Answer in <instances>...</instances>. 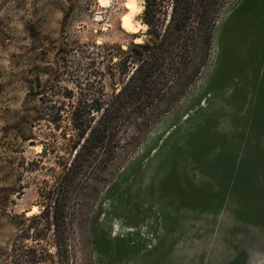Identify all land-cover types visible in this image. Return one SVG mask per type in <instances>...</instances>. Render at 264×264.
I'll return each instance as SVG.
<instances>
[{
  "label": "rangeland",
  "instance_id": "rangeland-1",
  "mask_svg": "<svg viewBox=\"0 0 264 264\" xmlns=\"http://www.w3.org/2000/svg\"><path fill=\"white\" fill-rule=\"evenodd\" d=\"M125 4L0 0V264L34 255L59 263L53 228L31 218L68 159L72 131L42 123L32 144L21 124L26 97L32 89L33 109L36 81L59 71L63 36L123 50L143 43L148 27L122 26ZM205 12L188 64L141 138L79 197L69 264H264V0H211ZM104 85L111 94L110 78Z\"/></svg>",
  "mask_w": 264,
  "mask_h": 264
},
{
  "label": "trees",
  "instance_id": "trees-1",
  "mask_svg": "<svg viewBox=\"0 0 264 264\" xmlns=\"http://www.w3.org/2000/svg\"><path fill=\"white\" fill-rule=\"evenodd\" d=\"M210 2L144 0L140 21L148 27L146 40L132 42L126 50L79 40L70 44L62 35L55 61L59 71L49 72L44 83L36 81V95L40 97L33 109L32 89L28 92L21 124L28 128L32 144L38 139L34 129L42 123L57 132L68 123L72 131L64 136L68 159L64 157L65 162L59 163L61 172L53 189H41L39 196L46 204H40L41 213L31 218L53 228L58 264L70 261V234L79 197L90 187V180L103 174L113 162L122 145L141 138L148 117L188 64ZM107 78L114 87L111 94L104 85ZM65 81L73 84L76 93L62 86ZM47 136L58 139L54 132ZM21 139L25 137L21 135ZM41 144L43 156L47 145ZM41 262L40 255H34L24 264Z\"/></svg>",
  "mask_w": 264,
  "mask_h": 264
},
{
  "label": "bare ground",
  "instance_id": "bare-ground-1",
  "mask_svg": "<svg viewBox=\"0 0 264 264\" xmlns=\"http://www.w3.org/2000/svg\"><path fill=\"white\" fill-rule=\"evenodd\" d=\"M100 3L106 0H99ZM139 0H126L125 7L129 10V12L125 13L122 16V26L123 28L131 34H136L140 30L139 28H146V25L136 23L135 15L141 12V7L139 6Z\"/></svg>",
  "mask_w": 264,
  "mask_h": 264
}]
</instances>
